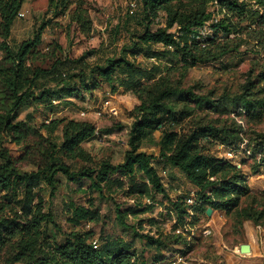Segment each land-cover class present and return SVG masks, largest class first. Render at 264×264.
Wrapping results in <instances>:
<instances>
[{"label":"rangeland","instance_id":"1","mask_svg":"<svg viewBox=\"0 0 264 264\" xmlns=\"http://www.w3.org/2000/svg\"><path fill=\"white\" fill-rule=\"evenodd\" d=\"M137 2L138 12L135 16L140 15L143 10L142 0ZM84 3L93 23L89 37L82 34L72 21L71 12L76 4L71 5L64 14L53 17L48 14L49 0H24L20 12H24L26 16H17L12 26L8 42L13 50H17L22 42L33 39L44 26L41 44L30 60L34 69H56L67 74L84 71L90 75L89 82L93 83L88 91L80 84L82 93L64 98L56 107L54 115H48L44 106L37 103L21 107L15 121L26 122L31 135L25 144L6 145L16 166L24 172L36 171L35 163L40 161L41 151L49 146L47 141L61 143L62 125L51 136L40 128L47 119L85 120L98 130V134L82 144L90 158L63 159L73 171L94 169L104 161L113 165L123 163L125 153L130 149L133 124L141 113L138 108L142 104L149 106L159 100L183 118L166 122L155 131L156 136L150 132L142 142L140 151L157 157L160 153L158 139L163 132H176L186 136L209 126L225 129L232 137L230 146L220 137L208 134L199 138V150L205 155L226 159L236 165L242 172L244 184L241 193L237 195V206L229 212L217 210L215 221L207 212H199L195 224L191 225L195 235L184 239L172 233L176 217L167 215L159 206L146 214L141 212L134 216L131 213L122 225L116 218L117 206L120 211L129 208L142 211L150 203L127 201L122 195L111 199L107 197L108 193L104 197H100L97 192L85 193L84 189L90 184L88 179L75 183L60 174L56 177L57 189L53 194L52 188L45 182H41L35 190L43 200V213L49 217L48 223L44 224L46 236L42 242L64 243L71 233L79 232L89 234V242L97 240L100 245L107 239L132 242L144 264H172L171 261L180 248L185 252L184 264H264V51L255 46L249 28L241 34H232L228 39L220 38L214 45L202 41L194 50L196 62H178L170 70L163 69L154 78L142 79V84L136 90L120 87L114 94L108 84L101 82L97 68L107 67L111 59H120L123 56L122 49L130 44L136 31H141L142 28L137 24L135 16L129 15L126 0H86ZM215 5L216 3L212 5L211 1L205 0H172L168 7L172 15H177L178 21L170 31L177 33L181 22L186 23L200 17L204 11H214L217 9ZM253 7L257 9L255 5ZM158 15L159 22L153 25V29H157L158 25L164 27L167 17L169 18L165 11H160ZM209 25V22L206 23L201 30L205 37L212 33ZM241 25H245L244 22ZM160 48V45L155 47L156 50ZM128 54L130 51L127 56ZM3 55L0 51V59ZM131 60L142 70L153 67V62L144 54H138ZM171 89L178 92L161 98L164 92H170ZM242 96L254 101L253 108H244ZM106 100L111 101L109 109L102 117L95 119L92 115L94 108ZM257 101H262V104H256ZM82 111L88 112L87 118L80 117ZM33 130L37 134H32ZM38 133L43 135L44 140L39 138ZM38 143L43 144L40 151L33 148L35 145L38 147ZM241 146L247 148L251 155L239 153L236 158H226L227 149L232 147L238 150ZM156 168L160 173L166 171V177L162 175L163 183L175 198L184 195L188 197L192 191H198L169 162L157 161ZM17 198H22L21 193ZM2 203L4 201L0 199V204ZM11 203L14 209L19 207L14 201ZM70 203L87 208L92 206L99 212V219L74 227L69 220ZM151 219L155 221L153 225L149 222ZM246 224L253 228L255 235L249 233ZM136 234H157L159 237L155 239L162 237L163 245L160 249L148 246ZM241 244H250V253L238 252ZM11 254V248L4 247L0 264H10L8 261Z\"/></svg>","mask_w":264,"mask_h":264},{"label":"trees","instance_id":"2","mask_svg":"<svg viewBox=\"0 0 264 264\" xmlns=\"http://www.w3.org/2000/svg\"><path fill=\"white\" fill-rule=\"evenodd\" d=\"M171 1L142 0L141 14L135 16L138 10L134 14L137 24L142 28L141 31H136L134 39L122 49L123 56L120 59H111L107 67L97 68L98 77L101 82L110 86L112 93L115 94L120 87L136 90L142 84V79L154 78L162 73L163 69L170 70V67L178 62L194 63L197 61L194 50L202 41L214 45L218 39H228L232 34H241L247 28L255 46L264 51V0H205L211 1L212 5L216 3L217 9L204 11L200 17L186 23L181 22L177 33L170 31L178 21L177 15H172L168 7ZM23 2L24 0H0V51L4 54L0 59V193L3 194H0V199L4 201L0 204V256L2 249L9 246L12 252L8 261L10 264H144L134 249V243L121 239H107L103 245L99 244L98 249L93 248V241L89 242V234L79 232L71 233L64 243L42 242L46 236L44 224L48 223L49 217L43 213V200L35 190L41 182H45L52 188L53 194L57 189L56 177L60 174L75 183L88 179L90 184L84 189L85 193L97 192L100 197L108 193L107 197L111 199L122 195L127 201H142L147 198L150 205H146L142 211H133L131 208L120 211L117 206L116 218L124 225L131 213L138 216L141 212H153L159 204L156 201L158 196L169 199L166 187L154 167L157 160L169 162L198 189L194 205H187L186 196L178 197L177 202L170 201L171 210L176 217L172 233L184 239L187 236L176 234L175 229L187 224L186 219L190 211L193 216L189 224L193 225L201 211L206 213L208 209H212L229 212L237 206V195L241 193L244 184L241 170L226 159L201 153L198 147L199 138L208 134L220 137L230 146L232 137L225 129L219 130L209 126L186 136L176 132H163L159 140L160 154L157 157L140 151L142 142L150 132L154 133L166 122L183 118L159 100L149 106L142 104L138 108L141 113L133 124L129 139L130 149L125 153L123 163L113 165L104 161L94 169L73 171L63 159L90 158L82 144L95 135L96 127L85 120L55 119L49 123L43 122L40 128L51 136L62 125L61 143L45 140L49 146L41 151L42 157L35 163L36 171L24 172L16 166V161L6 145L25 144L31 135V129L26 122L15 121L21 107L37 103L53 112L64 98H71L76 94L79 96L82 93L80 84L87 91L93 84L89 82L90 75L84 71L67 74L56 69L45 71L32 67L31 56H34L41 44L44 26L33 39L22 42L17 50L9 46L12 26ZM84 2L86 0H49L48 14L57 17L76 4V8L71 12L72 21L80 28L82 34L89 37L93 23ZM251 3L257 9H254ZM160 11H165L169 18L167 17L164 27L158 25L157 29H153V25L159 22ZM208 22L212 33L205 37L201 30ZM242 22L245 25H241ZM158 45H161V48L156 50ZM138 54L155 58L159 63L153 64L149 70H142L131 60ZM174 92L178 91L171 89L170 92H164L161 98ZM241 99L246 110L253 108L252 99L247 96H242ZM53 100L59 103L54 105ZM255 103L261 105L262 101ZM32 134L37 132L33 130ZM38 136L44 140L41 133H38ZM33 148L40 151L43 144L38 143V147L35 145ZM82 186L80 185L84 188ZM20 193L22 198L18 199ZM11 201L19 207L14 209ZM68 211L71 214L69 220L74 227L99 219V212L92 206L87 208L70 203ZM248 218H251L250 215ZM149 222L151 225L155 223L153 219ZM136 236L144 239L148 246L160 249L163 245L162 237L155 239L159 237L157 234ZM177 253L185 255L184 249L181 248Z\"/></svg>","mask_w":264,"mask_h":264},{"label":"built area","instance_id":"3","mask_svg":"<svg viewBox=\"0 0 264 264\" xmlns=\"http://www.w3.org/2000/svg\"><path fill=\"white\" fill-rule=\"evenodd\" d=\"M126 1H127V4H128V13H129V15L133 16L138 10V2H137V0H126ZM18 16L19 17H25L26 15H25L24 12H19ZM168 49H172V47H168ZM150 61L153 62V64H158L159 63V61L156 60L155 58H150ZM63 76L65 77V74ZM52 103L54 105H57L59 103V101L53 100ZM110 105H111V101L110 100H106V101L102 102L99 106L94 108L93 113H92L93 117L95 119L102 117L104 114H106V111L109 109ZM80 117L87 118L88 117V112L82 111L80 113ZM46 122H49V119H47ZM95 134H98V130L97 129H96ZM239 153L251 155V153L249 152V150L247 148L241 146V148L238 149V150L237 149L236 150L235 149H230V148L227 149L225 156H226V158L233 159V158H236L237 155H239ZM238 165H239V167H241L240 164H238ZM162 175H164L166 177L167 174H166L165 170L159 175L161 177V179L163 178ZM162 182H163V179H162ZM184 196H186V195H184ZM178 197H180V196H178ZM178 197H176L174 199L175 202H177V198ZM185 199H186L187 205H194L195 201H196V192L192 191L191 193L188 194V197H186ZM148 202L150 203V201H148ZM192 216H193V212L190 211V215L186 219V223L187 224L184 227H177L175 229V233L176 234L186 235L189 239L192 238L195 235L194 229H192L191 225L189 224L191 222V220H192ZM175 222H176V220H175ZM92 246H93V248L98 249V247H99L98 241L94 240L92 242ZM237 251L239 252V249ZM184 258H185V256L182 253H177L173 257L171 263L172 264H184L185 263L184 262L185 261Z\"/></svg>","mask_w":264,"mask_h":264},{"label":"crops","instance_id":"4","mask_svg":"<svg viewBox=\"0 0 264 264\" xmlns=\"http://www.w3.org/2000/svg\"><path fill=\"white\" fill-rule=\"evenodd\" d=\"M43 106V105H42ZM96 108V107H95ZM44 110L48 113V115H54V113H55V111H49V110H47V109H45V107H44ZM153 135H155L156 136V133L154 132L153 133ZM158 140H160V139H158ZM158 149H159V152H160V146H158ZM146 154H148V155H153L154 157H156V155L155 154H151V153H146ZM160 154V153H159ZM158 161V160H157ZM157 161H155V163H154V167L156 168V164H157ZM157 169V168H156ZM175 169V171L176 170H178V172L179 173H182L179 169H177V168H174ZM157 171H158V173H159V175L161 174L160 172H159V170L157 169ZM183 174V173H182ZM184 175V174H183ZM185 176V175H184ZM186 178V177H185ZM163 183V182H162ZM164 184V183H163ZM164 186L166 187V185L164 184ZM167 190V189H166ZM167 192H168V195H169V199H163L161 196H158V198H157V200L156 201H158L157 203H159L158 204V206L161 208V210L162 211H164V212H166V214L167 215H170L171 214V217L173 218L174 217V214H173V212H172V207H171V202L170 201H173L174 199H175V197L172 195V194H170V192L167 190ZM131 201H134V200H131ZM142 201H149L147 198H145V199H143ZM155 210V209H154ZM216 213H217V210H212V213H211V215H210V217L211 218H213V220H214V217H215V215H216ZM212 220V221H213ZM215 221V220H214ZM246 226V228L248 229V231H249V233H251V235H255L254 233H253V228L252 227H249V225H245ZM242 245V244H241ZM240 245V246H241ZM240 248V247H239ZM231 260H233L232 258H230Z\"/></svg>","mask_w":264,"mask_h":264},{"label":"water","instance_id":"5","mask_svg":"<svg viewBox=\"0 0 264 264\" xmlns=\"http://www.w3.org/2000/svg\"><path fill=\"white\" fill-rule=\"evenodd\" d=\"M212 213V209L207 210V215L210 217ZM239 251L241 254H248L251 251V245L250 244H242L239 248Z\"/></svg>","mask_w":264,"mask_h":264}]
</instances>
